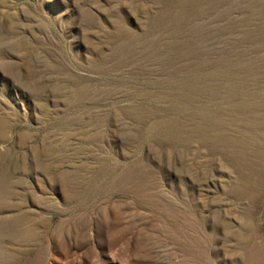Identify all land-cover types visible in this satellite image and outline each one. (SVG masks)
<instances>
[{
  "label": "rangeland",
  "instance_id": "374dc122",
  "mask_svg": "<svg viewBox=\"0 0 264 264\" xmlns=\"http://www.w3.org/2000/svg\"><path fill=\"white\" fill-rule=\"evenodd\" d=\"M251 231L264 0H0V264H245Z\"/></svg>",
  "mask_w": 264,
  "mask_h": 264
},
{
  "label": "bare ground",
  "instance_id": "6f19581e",
  "mask_svg": "<svg viewBox=\"0 0 264 264\" xmlns=\"http://www.w3.org/2000/svg\"><path fill=\"white\" fill-rule=\"evenodd\" d=\"M245 182V181H244ZM240 181L235 191H239L242 193H248L251 191L250 185ZM255 232L251 231L250 241H249V250L245 248L244 257H245V264H264V238L257 240ZM247 250V251H246Z\"/></svg>",
  "mask_w": 264,
  "mask_h": 264
}]
</instances>
